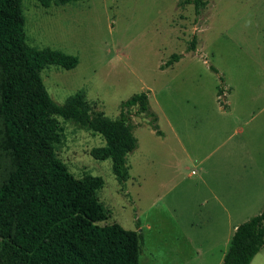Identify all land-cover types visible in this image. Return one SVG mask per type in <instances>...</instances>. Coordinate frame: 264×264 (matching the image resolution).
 <instances>
[{"label": "rangeland", "instance_id": "obj_1", "mask_svg": "<svg viewBox=\"0 0 264 264\" xmlns=\"http://www.w3.org/2000/svg\"><path fill=\"white\" fill-rule=\"evenodd\" d=\"M186 2L23 1L27 44L79 58L75 69L41 72L57 104L83 90L117 119L123 102L149 93L161 134L131 110L137 144L125 185L95 154L106 146L100 134L59 118L55 146L75 178H103L109 217L99 225L141 234L140 264H223L235 227L264 207V0H207L200 15ZM12 170L0 148V185ZM251 264H264V247Z\"/></svg>", "mask_w": 264, "mask_h": 264}, {"label": "trees", "instance_id": "obj_2", "mask_svg": "<svg viewBox=\"0 0 264 264\" xmlns=\"http://www.w3.org/2000/svg\"><path fill=\"white\" fill-rule=\"evenodd\" d=\"M23 1L0 0V148L11 156L13 166L0 185V264H140L141 234L117 223L99 225L109 217L97 195L105 185L103 178H75L55 146L62 140L59 118L100 134L106 146L95 154L112 161L117 181L125 185L127 155L137 144L131 110L151 118L150 126L161 134L149 93L123 102L117 119L94 110L83 90L57 104L41 72L52 65L75 69L79 58L27 44ZM80 1L85 0H38L44 8ZM186 3L197 15L208 4L207 0ZM196 42L194 37L187 53L195 52ZM181 57L172 55L166 67ZM263 247L264 207L236 228L223 264H251Z\"/></svg>", "mask_w": 264, "mask_h": 264}, {"label": "crops", "instance_id": "obj_3", "mask_svg": "<svg viewBox=\"0 0 264 264\" xmlns=\"http://www.w3.org/2000/svg\"><path fill=\"white\" fill-rule=\"evenodd\" d=\"M237 227H238V226H236L234 230H236Z\"/></svg>", "mask_w": 264, "mask_h": 264}]
</instances>
